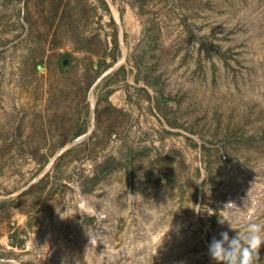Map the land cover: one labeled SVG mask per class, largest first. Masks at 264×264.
<instances>
[{"label": "rangeland", "instance_id": "1", "mask_svg": "<svg viewBox=\"0 0 264 264\" xmlns=\"http://www.w3.org/2000/svg\"><path fill=\"white\" fill-rule=\"evenodd\" d=\"M103 3L0 0V264H216L264 225V0Z\"/></svg>", "mask_w": 264, "mask_h": 264}, {"label": "clouds", "instance_id": "2", "mask_svg": "<svg viewBox=\"0 0 264 264\" xmlns=\"http://www.w3.org/2000/svg\"><path fill=\"white\" fill-rule=\"evenodd\" d=\"M64 211H57L61 218ZM224 221L231 227L228 219L221 218L219 222ZM261 243H264V225L248 222L232 238L227 232H221L219 239L213 238L208 245V254L216 264H256Z\"/></svg>", "mask_w": 264, "mask_h": 264}, {"label": "trees", "instance_id": "3", "mask_svg": "<svg viewBox=\"0 0 264 264\" xmlns=\"http://www.w3.org/2000/svg\"><path fill=\"white\" fill-rule=\"evenodd\" d=\"M101 2H102V4L104 5V3H103V0H100ZM84 43H85V41H84ZM84 45V44H83ZM87 47L88 46H81L80 44L77 46V48H79V49H87ZM113 47H114V49H117V46H116V43H115V41H113ZM62 58H67V60H68V58H69V54H63V55H60V58H59V61H58V64H62V62H61V60H62ZM112 60H114V58L112 59ZM81 134V130H79L78 132H76V133H74V137H76V136H78V135H80Z\"/></svg>", "mask_w": 264, "mask_h": 264}]
</instances>
